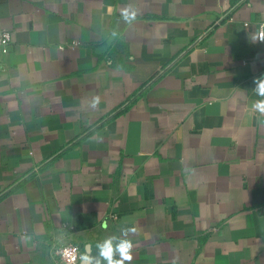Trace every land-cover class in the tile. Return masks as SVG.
Wrapping results in <instances>:
<instances>
[{
    "label": "crops",
    "instance_id": "0c3cea01",
    "mask_svg": "<svg viewBox=\"0 0 264 264\" xmlns=\"http://www.w3.org/2000/svg\"><path fill=\"white\" fill-rule=\"evenodd\" d=\"M263 23L264 0H0V264L109 238L131 264H264Z\"/></svg>",
    "mask_w": 264,
    "mask_h": 264
},
{
    "label": "clouds",
    "instance_id": "9594fccd",
    "mask_svg": "<svg viewBox=\"0 0 264 264\" xmlns=\"http://www.w3.org/2000/svg\"><path fill=\"white\" fill-rule=\"evenodd\" d=\"M138 10L131 4L125 6L121 9L120 15L122 21L131 24L136 20ZM253 43L261 42L264 43V24H261L259 30L251 37ZM253 83L255 87L253 91L260 97L252 104V109L261 115H264V76H260L254 79ZM89 108L95 109L100 103V97L93 96L88 101H86ZM125 236L129 233L135 235L137 233V228L132 227L123 230ZM98 249L97 257H90L88 255H83L80 257L82 264H102V261H106L107 264H131L133 260V250L135 245L131 238L122 240L118 245L113 246L111 239H106L103 243H97ZM118 257V258H117ZM71 264V261H70Z\"/></svg>",
    "mask_w": 264,
    "mask_h": 264
},
{
    "label": "built area",
    "instance_id": "2783aa9c",
    "mask_svg": "<svg viewBox=\"0 0 264 264\" xmlns=\"http://www.w3.org/2000/svg\"><path fill=\"white\" fill-rule=\"evenodd\" d=\"M264 24V23H263ZM13 43L12 33L6 29H0V56L3 57L10 51ZM5 70V66L0 59V73ZM69 226H64L63 231H66ZM82 256V250L78 244L73 242H65L54 246L50 252L52 264H79Z\"/></svg>",
    "mask_w": 264,
    "mask_h": 264
},
{
    "label": "water",
    "instance_id": "95a60500",
    "mask_svg": "<svg viewBox=\"0 0 264 264\" xmlns=\"http://www.w3.org/2000/svg\"><path fill=\"white\" fill-rule=\"evenodd\" d=\"M113 39H114V38H111V39L108 41V44H106V45L103 46V47H100L99 50H98V52L100 53V52H102V51H106V50H108L109 47H110V45H111V42H112Z\"/></svg>",
    "mask_w": 264,
    "mask_h": 264
}]
</instances>
